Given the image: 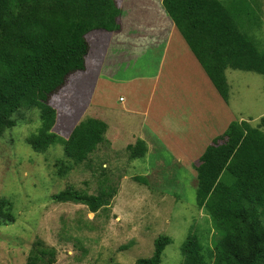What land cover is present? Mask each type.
<instances>
[{"label":"rangeland","instance_id":"374dc122","mask_svg":"<svg viewBox=\"0 0 264 264\" xmlns=\"http://www.w3.org/2000/svg\"><path fill=\"white\" fill-rule=\"evenodd\" d=\"M221 1L237 10L243 30L263 48L264 0ZM157 2L131 0L117 31L91 37V65L75 82L74 111L59 114L52 127L68 133L93 106L105 107V140L90 161L56 176L52 164L64 157L62 145L38 152L26 141L41 124L37 108H22L23 117L0 136V198L12 201L14 215L0 224V264H25L37 239L55 247L51 264H136L152 255L160 234L171 240L159 264H181L189 234L198 238L209 261L222 232L196 205L194 166L227 122L245 119L256 125L264 116V74L227 68L229 100L221 101ZM219 122L222 126L216 127ZM183 128L203 132L205 138L196 139V148L182 147ZM135 137L144 139L148 150L129 158L125 146ZM103 168L118 182L106 208L91 212L83 204L53 200L68 185L96 193Z\"/></svg>","mask_w":264,"mask_h":264},{"label":"trees","instance_id":"16d2710c","mask_svg":"<svg viewBox=\"0 0 264 264\" xmlns=\"http://www.w3.org/2000/svg\"><path fill=\"white\" fill-rule=\"evenodd\" d=\"M130 1L0 0V136L23 117L22 108H37L41 124L26 141L38 152L62 145L64 157L52 164L59 178L90 161L105 140L108 116L102 106H93L68 133L54 132L52 127L59 114L74 111L70 104L76 103L75 82L91 65V37L117 31L119 16L133 5ZM224 3L162 0L161 6L202 68L205 81L226 103L225 70L264 74V47L254 44L237 10ZM225 125L194 163L196 205L214 220L222 236L207 261L198 238L189 234L181 247V264H264V116L256 125L245 119ZM221 126L219 122L216 127ZM125 149L129 158L143 157L148 150L146 141L137 137ZM106 173L103 168L96 193L68 185L53 194V200L83 204L91 212L106 208L118 190V182ZM12 209L10 199L0 198V224L14 220ZM170 240L158 235L152 255L136 259V264H159ZM56 255L55 247L37 239L25 264H51Z\"/></svg>","mask_w":264,"mask_h":264},{"label":"crops","instance_id":"0c3cea01","mask_svg":"<svg viewBox=\"0 0 264 264\" xmlns=\"http://www.w3.org/2000/svg\"><path fill=\"white\" fill-rule=\"evenodd\" d=\"M162 1V0H161ZM157 4H158V6L161 4V2H160V0H158V2H157ZM189 54H191V53H189ZM192 55V54H191ZM193 57V56H192ZM194 58V57H193ZM202 69V68H201ZM202 72H203V70H202ZM198 90V89H197ZM168 118V117H167ZM166 124H167V130L169 131V133L170 132H174L173 131V129L175 130V127H170L169 125H168V123L166 122ZM179 131H177V133H178ZM182 133H183V135H182V138H181V146L183 147V146H185V147H192V148H196L197 147V145L195 144V142H196V139L197 138H200V137H202V138H205V133H199V132H197V131H195L194 130V132L193 131H191V130H186L185 128H183V131H182ZM178 146V145H177ZM176 146V147H177Z\"/></svg>","mask_w":264,"mask_h":264},{"label":"built area","instance_id":"2783aa9c","mask_svg":"<svg viewBox=\"0 0 264 264\" xmlns=\"http://www.w3.org/2000/svg\"><path fill=\"white\" fill-rule=\"evenodd\" d=\"M119 100H123V97H119Z\"/></svg>","mask_w":264,"mask_h":264},{"label":"clouds","instance_id":"9594fccd","mask_svg":"<svg viewBox=\"0 0 264 264\" xmlns=\"http://www.w3.org/2000/svg\"><path fill=\"white\" fill-rule=\"evenodd\" d=\"M173 26H174V24H173ZM103 108H105V107H103Z\"/></svg>","mask_w":264,"mask_h":264}]
</instances>
